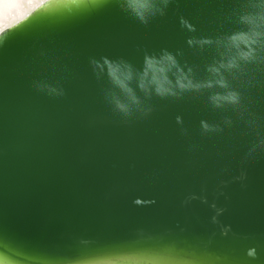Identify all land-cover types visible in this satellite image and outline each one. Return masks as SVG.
I'll return each mask as SVG.
<instances>
[{"label":"water","instance_id":"obj_1","mask_svg":"<svg viewBox=\"0 0 264 264\" xmlns=\"http://www.w3.org/2000/svg\"><path fill=\"white\" fill-rule=\"evenodd\" d=\"M0 35V251L264 264V0H100Z\"/></svg>","mask_w":264,"mask_h":264},{"label":"bare ground","instance_id":"obj_2","mask_svg":"<svg viewBox=\"0 0 264 264\" xmlns=\"http://www.w3.org/2000/svg\"><path fill=\"white\" fill-rule=\"evenodd\" d=\"M100 0H0V35L5 29L20 25L35 16L63 13L69 10L81 8ZM0 264H33L9 257L0 251ZM59 264H207L202 260H196L190 256L175 253L158 252H120L104 253L85 258H79L72 262Z\"/></svg>","mask_w":264,"mask_h":264}]
</instances>
